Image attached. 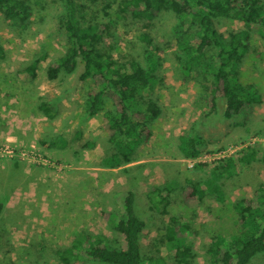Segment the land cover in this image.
<instances>
[{"label":"rangeland","instance_id":"obj_1","mask_svg":"<svg viewBox=\"0 0 264 264\" xmlns=\"http://www.w3.org/2000/svg\"><path fill=\"white\" fill-rule=\"evenodd\" d=\"M80 2L88 6L87 23L108 27L98 47L116 61L115 67L128 59L145 65L141 35L150 37V50L158 61L157 82L145 94L157 101L162 112L151 124V143L138 150L139 162L121 171H93L88 166L100 161L103 150L109 152L104 147L110 133L105 113L94 122L85 112L88 93L99 87L78 80L81 60L76 74H62L57 80L47 76L49 65L67 48L65 0H29L32 15L26 23L10 21L0 13V41L7 54L0 60V200L6 201L0 264H60L58 251L69 248L81 233L103 234L112 246L124 247L112 224L115 214H123L125 193L130 190L137 195V215L145 222L141 236L145 258L161 257L167 264H178L174 252L161 244L175 217L189 226L186 242L195 255L190 264H211L208 250L214 238L230 239L237 233L234 205L244 198L258 205L264 195V30L253 33L240 72V80L255 85L263 102L248 119H227L222 99L216 112L207 104L202 88L207 81L196 80L195 73L185 78L177 59L175 15L166 12L149 21L120 12L118 2L106 9L111 0L95 5ZM243 28L234 18L219 23L225 37ZM37 60L32 77L25 67ZM187 131L204 139L193 159L182 157L178 147L180 135ZM250 154L251 163L239 161ZM232 156L238 167L232 169V176L218 181L223 200L208 193L203 200L184 203L182 191L189 181L210 178L219 160ZM40 183L47 186L46 195H37ZM76 188L84 191L74 203ZM108 190L110 194L103 195ZM87 195H92L88 206ZM78 254L70 264H102ZM251 264H264V254Z\"/></svg>","mask_w":264,"mask_h":264},{"label":"trees","instance_id":"obj_2","mask_svg":"<svg viewBox=\"0 0 264 264\" xmlns=\"http://www.w3.org/2000/svg\"><path fill=\"white\" fill-rule=\"evenodd\" d=\"M80 1L65 0L63 27L67 48L49 65L47 76L57 80L62 74H76L80 60L83 62L77 73L78 80L91 81L99 87L88 93L85 111L90 117L105 113L110 148L108 156L104 157V165L118 168L136 161L138 148L152 136L151 124L161 115L157 101L145 94L146 90H153L157 82L158 61L150 50L151 39L144 33L141 39L145 42V65L137 59H128L115 67L116 61L98 47L108 27L87 23L84 12L88 6ZM85 1L95 5L103 0ZM116 2L120 12H130L136 19L152 21L166 12L178 18L175 36L180 55L177 59L185 78L195 73L196 80L207 81L202 88L207 93V104L212 112L217 111L218 100L222 99L225 118L248 119L255 107L262 104L263 96L258 88L243 83L240 72L253 33L264 30L263 0H111L105 5L106 9ZM0 13L10 21L26 23L32 9L29 0H0ZM233 18L240 20L244 28L231 31L225 37L219 30V23ZM6 58V50L0 41V60ZM37 64L38 60L25 67L32 77L36 76ZM41 108L45 113L50 111L46 104ZM203 142L201 135L184 132L180 151L186 158H196ZM253 158V154L243 155L239 161L247 164ZM234 159L233 156L220 159L210 171V178L188 182L182 191L184 203L203 200L208 193L223 200L218 181L233 175L232 169L238 167ZM199 166L208 168L207 163ZM259 200L260 203L255 205L253 200L244 198L234 205L238 215L237 233L230 239L222 235L214 238L208 250L211 264H251L258 255L264 254V195ZM4 210L5 202L0 201V225ZM114 216L112 228L123 237L124 247L112 246L103 234L81 233L69 248L58 251L60 264H70L72 257L79 256L78 252L102 264H167L161 257L145 258L142 255L141 236L145 222L137 215L132 190L125 193L123 214ZM188 231V224L172 217L161 240L162 246L174 252L173 258L178 264H190L195 257L193 247L186 242Z\"/></svg>","mask_w":264,"mask_h":264},{"label":"crops","instance_id":"obj_3","mask_svg":"<svg viewBox=\"0 0 264 264\" xmlns=\"http://www.w3.org/2000/svg\"><path fill=\"white\" fill-rule=\"evenodd\" d=\"M109 106V105H108ZM31 110H32V108H31ZM86 112V111H85ZM102 113H104V112H102ZM87 114V113H86ZM88 115V114H87ZM100 119H101V117H97L96 116V118L95 117H91V120H93L94 122H96L97 120H99L100 121ZM151 130H153V128L151 127ZM152 136H153V131H152ZM152 136H151V138H152ZM182 135H180V137H181ZM150 138V139H151ZM104 142H105V148L106 149H109L110 148V144H109V135H108V137H107V139L106 140H104ZM151 143V140H149L147 143ZM147 143H145V144H147ZM180 144H181V138H180V143H179V149H180ZM104 145V144H103ZM144 145V144H143ZM143 145H140L141 147L143 146ZM140 148V147H139ZM139 148H138V150H139ZM181 152V151H180ZM108 154H109V152L107 151V152H105L104 150H103V154L101 155V158H100V161H97L98 163L97 164H94V163H92V162H90V164L92 163V165H90V166H88V167H90L91 169H93V171H100V173H102V172H107V171H110V172H115V171H121V170H123L124 168H130V166H133L134 164H136L137 162H139V158L137 157V159H136V161H134L133 163H130V164H127V165H124V166H120V167H118V168H110L109 166H105L104 165V157H107L108 156ZM181 155H182V157H184L183 156V154H182V152H181ZM74 180V179H73ZM76 181H77V179H76ZM78 182V181H77ZM190 182V181H189ZM31 184V183H30ZM29 184V185H30ZM39 186H41L40 187V189H39V191H38V193H37V195L38 194H40V195H46V185L45 184H42V183H40V184H38ZM74 185H76L75 183H74V181H72V184L70 185L71 186V189H72V187L74 186ZM88 188H90V186H91V181L86 185ZM94 187H92V189H93ZM73 190V189H72ZM103 190H106V189H103ZM84 190H82V191H78V188H76L75 189V193H74V195L71 197V199L74 201V203H75V201H77L78 199H79V197L77 196V195H79L81 192H83ZM109 192V193H108ZM134 192V191H133ZM109 195L110 194V191L108 190L107 191V193H103V195ZM134 194H135V205H136V203H137V195H136V193L134 192ZM76 195V196H75ZM94 198V197H93ZM148 198H150V195H148ZM85 199L87 200V203H86V205L88 206V205H90L91 204V199H92V195H87V197H85ZM0 201H2V202H5V208H6V201L5 200H0ZM85 205V206H86ZM111 205H112V203H111ZM83 208V207H82ZM5 211V210H4ZM4 214V213H3Z\"/></svg>","mask_w":264,"mask_h":264},{"label":"built area","instance_id":"obj_4","mask_svg":"<svg viewBox=\"0 0 264 264\" xmlns=\"http://www.w3.org/2000/svg\"><path fill=\"white\" fill-rule=\"evenodd\" d=\"M218 156L220 157V158H222L223 157V153H220V154H218ZM222 156V157H221ZM225 157V156H224Z\"/></svg>","mask_w":264,"mask_h":264}]
</instances>
